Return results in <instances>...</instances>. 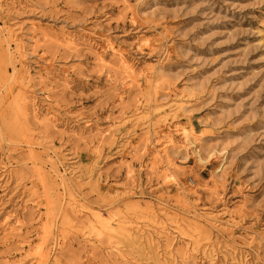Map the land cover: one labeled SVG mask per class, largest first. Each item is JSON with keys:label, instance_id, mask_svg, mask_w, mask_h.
<instances>
[{"label": "rangeland", "instance_id": "rangeland-1", "mask_svg": "<svg viewBox=\"0 0 264 264\" xmlns=\"http://www.w3.org/2000/svg\"><path fill=\"white\" fill-rule=\"evenodd\" d=\"M9 7L3 15L24 36L32 90L38 99L49 90L58 110L59 126L43 133L63 154L78 155L80 166L100 174L80 182L86 206L117 201L109 211L139 217L144 225L177 226L185 236L193 235L196 248L182 260L178 248L184 241L179 239L167 247L162 237L157 248L120 242L121 260L108 248L109 241L88 243L76 232L58 254L60 264H264V0H15ZM132 9L140 22L131 20ZM43 30L74 35L77 50L44 40ZM109 41L134 64L139 83L123 86L129 79L105 51ZM99 54L105 55L104 65ZM157 59L163 68L157 84L148 87L144 66ZM7 93L0 87V100ZM154 94L167 104L166 112L175 95L190 100L184 111L168 113L167 124L177 121L200 131L202 141L194 152L151 153L153 142H161L159 134L167 130L158 128L156 119L148 122L156 112L141 116V110L153 109ZM11 113L5 118L14 119ZM105 129L114 130L118 142L103 139L99 131ZM5 133L11 143L0 147V264H30L28 259L17 262L24 257L18 248L21 235L32 237L38 228L36 209L24 204L23 189L1 168L19 160L15 169H21L25 139ZM7 146L15 150L9 154ZM213 148L224 149L227 157L219 172H214L219 158ZM167 158L175 159L176 179L162 172ZM96 184L125 190L99 195ZM205 211H225L221 221L228 223L197 228L194 215ZM9 214L12 227L17 217L23 229L4 243L3 220ZM78 215H72L75 221L85 220ZM205 250L213 256L204 255Z\"/></svg>", "mask_w": 264, "mask_h": 264}, {"label": "bare ground", "instance_id": "bare-ground-1", "mask_svg": "<svg viewBox=\"0 0 264 264\" xmlns=\"http://www.w3.org/2000/svg\"><path fill=\"white\" fill-rule=\"evenodd\" d=\"M14 3L15 0H0V69L4 73V79L0 82V87L8 88V93L1 97L0 107L2 108L4 104L10 101L8 106L0 110V147L4 149L5 142L11 143V140L6 136L5 132H7L13 134L14 137H24L25 140L22 143L27 152L22 158L26 162L21 164L23 165L21 169H15L19 164V160H8L1 164V168L7 179L16 182L17 187L23 189L25 200H22H24V204L29 203L33 209H36L33 215L37 218L38 224L34 236L31 237L19 234L23 228L17 217L13 220L14 223H18L14 227L11 225V214L3 220L4 234L2 238L4 243L9 242L13 235H21V246L18 248L21 253L18 252V254L23 253L24 257L17 262L28 259L30 264H60L57 256L62 253L63 247L70 236L76 232L88 243L109 241L110 246L108 248L115 252V257L121 260L125 258V255L118 243L126 242L129 245H137V243L144 242L148 247L154 246L157 248L158 243L156 241H159L162 237H165L167 247L175 244L178 239L184 241L183 245L178 248L182 253L180 258L185 260V257H191L196 252L193 235L185 236L177 226L171 228L155 221L151 223L155 225L149 226L144 225L139 217L116 215L108 209L117 201L113 203L109 201L103 206L96 207V209L86 206L87 203L79 194L80 182L84 178L93 179L96 175L100 178V174L96 170L80 166L81 158L78 155L66 156V154H63L62 150L54 142L49 141L43 133V130L55 129L59 126L58 110L53 105V97L49 90L42 91L39 99L36 92L32 90L34 77H32L30 68L27 65L28 52L27 44L23 41L24 36L21 34L20 28L12 26L8 17L3 15L5 9H9L10 4ZM131 20L136 22L142 20L135 9L131 10ZM41 36L44 40L52 39L60 45L64 44L61 46H65L72 51H76L79 46L74 35L71 34H63V32L51 34L43 30ZM157 41L160 40L157 39ZM37 43L38 40L35 45ZM105 51H108L111 57L115 58L116 63L125 73L126 78L129 79V82L125 81L123 86L139 83L141 78L136 76V67L122 54L115 43L107 42ZM97 60L104 65L106 62L105 55H97ZM161 68H163V64L160 59L144 66L146 71L144 82L148 87L157 84ZM169 95H172V93L170 92ZM152 101L154 104L153 109L141 110V116L147 117L149 114L156 112L151 119L148 118V122L151 123L156 119L155 123H157L158 128L164 125L167 130H162L159 134L161 135L159 137L162 140L161 142L158 139L153 142L151 153L155 157H165L173 149L187 154L194 152L197 144L202 141L200 131L192 125L181 126L177 121L167 124V122H170L168 113L184 111L190 100H187L184 95H175L174 98L172 97L170 106L168 105L169 111L167 110V112L165 110L167 104L159 103L156 94H154ZM8 111L15 114L14 119L5 118ZM141 116L138 115L136 119ZM172 118L175 119L176 117ZM29 122H33L34 126L31 127ZM150 125L152 124H149L147 132L151 131ZM99 133L103 139L111 137V143L118 142L114 130L105 129L99 131ZM13 150L15 148L12 146L6 148V152H9V154ZM212 151L219 158L218 166L214 169V172L222 171L227 162L225 151L222 148H213ZM67 164L68 166H66ZM65 172L71 175L70 180L65 177ZM162 172H164L165 177L177 178L174 158L166 159V165ZM132 175L128 174V179L132 178ZM98 177L96 178L97 181ZM1 180L2 177L0 176ZM191 183L193 184L194 180L191 179ZM116 189L125 190V186L106 187L100 184L95 185V191L99 195L104 190L116 192ZM24 207L27 206L24 205ZM78 213L85 215L84 221H75L76 218L72 215L78 217ZM224 213L225 211L218 215L217 213L205 211L201 214H195L193 224L197 228L202 224L215 227L223 226L222 224L228 223L221 221V215ZM169 252H171V249ZM203 254L208 257L213 256L211 250H205ZM2 264L11 263L7 260Z\"/></svg>", "mask_w": 264, "mask_h": 264}]
</instances>
